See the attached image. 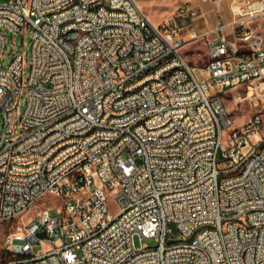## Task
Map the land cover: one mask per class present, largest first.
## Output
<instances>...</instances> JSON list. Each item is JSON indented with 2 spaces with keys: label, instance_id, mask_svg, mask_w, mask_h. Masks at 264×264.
<instances>
[{
  "label": "built area",
  "instance_id": "1",
  "mask_svg": "<svg viewBox=\"0 0 264 264\" xmlns=\"http://www.w3.org/2000/svg\"><path fill=\"white\" fill-rule=\"evenodd\" d=\"M230 10L184 38L189 4L155 24L136 0L0 3V264H264V0ZM25 27L27 75L21 54L1 65L4 32ZM211 35L200 80L182 50ZM228 88L259 107L240 128Z\"/></svg>",
  "mask_w": 264,
  "mask_h": 264
},
{
  "label": "rangeland",
  "instance_id": "2",
  "mask_svg": "<svg viewBox=\"0 0 264 264\" xmlns=\"http://www.w3.org/2000/svg\"><path fill=\"white\" fill-rule=\"evenodd\" d=\"M6 1L8 0H0V3H4ZM136 2L142 8L145 14L150 18V20L155 24H160L168 18L174 16V13L179 6L185 4H189L190 6H192L196 11L194 26L186 29V31L183 33L184 38H187L188 34L191 31H195L198 34H205L206 32H210L214 27H216L219 22H221L222 24H227L232 20V14L230 10L231 0H222L219 3V14H216L215 12L216 4L210 0H136ZM262 29H264V25ZM233 30V28H227L223 31L222 34L226 38V40H236ZM4 34L6 38V48L1 60L2 67L6 68L15 55L21 54L24 58V75H27L29 73L31 61V28L25 27L16 35H12L8 32H4ZM212 37H214V35L205 37L202 41H191L182 50L183 56L186 58L191 67H194L195 75L200 80L204 79L202 70L208 62V46L206 42L209 38ZM236 91H239V88L226 89V92H229V94L224 95V100L227 109L233 117L235 127L240 128L248 121V119L259 107L255 106L253 100L249 99L244 100L240 103H236L232 98V94H235ZM241 92L242 96L245 95V90H242ZM25 106L26 97L23 96V98L19 102V106L17 109L18 118H20L23 114ZM2 125L3 117L0 110V128H2ZM22 132L23 130H16L14 137L20 135V133ZM43 201L55 205L60 202L58 198L53 196H48L44 198ZM41 206L42 204H38L29 212L14 220L8 231H14L17 227L26 224L32 217L36 215ZM108 209L111 214L117 213V206L114 202H108ZM50 215L53 217L59 216L55 210H51ZM170 227L174 232L176 231V228L173 224H170ZM2 238L3 234H0V246L2 244ZM134 243L137 248L142 247L145 244L149 246L155 245L154 240L145 238L140 239L139 236H136L134 238ZM41 250V246H34L32 254H38ZM12 258L13 257L10 254H5L0 251V263L9 261Z\"/></svg>",
  "mask_w": 264,
  "mask_h": 264
},
{
  "label": "bare ground",
  "instance_id": "3",
  "mask_svg": "<svg viewBox=\"0 0 264 264\" xmlns=\"http://www.w3.org/2000/svg\"><path fill=\"white\" fill-rule=\"evenodd\" d=\"M73 30H83V23H73ZM242 174V167H235L232 170V178H239Z\"/></svg>",
  "mask_w": 264,
  "mask_h": 264
},
{
  "label": "water",
  "instance_id": "4",
  "mask_svg": "<svg viewBox=\"0 0 264 264\" xmlns=\"http://www.w3.org/2000/svg\"><path fill=\"white\" fill-rule=\"evenodd\" d=\"M40 237L44 236V233H40L39 234ZM177 240L176 239H169L168 242L171 243V242H176Z\"/></svg>",
  "mask_w": 264,
  "mask_h": 264
},
{
  "label": "crops",
  "instance_id": "5",
  "mask_svg": "<svg viewBox=\"0 0 264 264\" xmlns=\"http://www.w3.org/2000/svg\"><path fill=\"white\" fill-rule=\"evenodd\" d=\"M232 1V0H231Z\"/></svg>",
  "mask_w": 264,
  "mask_h": 264
}]
</instances>
